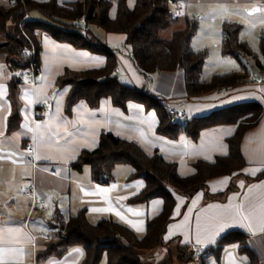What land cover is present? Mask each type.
Instances as JSON below:
<instances>
[{
  "label": "crops",
  "instance_id": "1",
  "mask_svg": "<svg viewBox=\"0 0 264 264\" xmlns=\"http://www.w3.org/2000/svg\"><path fill=\"white\" fill-rule=\"evenodd\" d=\"M76 1L78 0H56L59 5ZM107 1L112 4L110 10V16L112 17L115 13V5L118 0ZM135 1L125 0V4L130 9L133 7ZM7 2L8 0H3L0 4L6 5ZM220 2L227 3L229 8L239 7L240 9L244 7L250 9L253 4L257 6L264 5V0H173L172 4H169V9L172 13V26L170 27L175 26L176 28H174L175 30H171L167 34V37L170 38L173 31L182 28L185 18H194L201 25L203 22L200 18L216 8L217 3ZM175 11L184 13L182 21L179 19L180 16L174 15ZM217 12L216 19L208 21L205 24H217L220 31L222 17L225 14L218 9ZM32 15L30 18H39L37 14ZM244 16L246 14L229 13L224 21L238 24L240 21H243L241 19ZM196 18H199V20ZM90 29L92 30L91 34L94 39L98 42L106 43L109 51L114 52L117 59L115 72L119 81L136 89L145 90L163 102L167 107L185 110L188 119L202 117L217 109L239 103H258L261 106L262 114L258 121L254 126L246 130L241 138L240 153L245 163L244 166L235 174L211 178L206 183L209 195L225 191L231 185L230 177L236 176L237 179L240 178L236 187L233 185L234 188L222 200L206 199L202 190L195 192L189 198H185L170 190L174 198V207L172 220L167 224L163 240L167 245H173L174 248L176 246H185L189 253H192V246H197L202 255L208 249L214 248L225 234L239 232L247 236L249 246L257 254L260 263L264 264V241L262 237L264 230L259 227L249 230L236 224L217 235L212 243H196L197 217H199V225L202 231L205 226H210V218L218 214L220 208L223 206L243 203L246 207L251 204L258 208L261 202L264 201V99L261 98L262 94L259 91L261 88H264V82L256 81L262 73L258 72L259 76L257 77L246 74L245 83L231 90L222 89L218 92L202 95L201 97L189 98L184 92L182 80L178 73L153 74L149 83L144 85V79L127 58V50L122 45L123 38L118 35L105 34L103 31H99V29H93V27H90ZM262 30L258 31V35ZM238 37L240 36L238 35ZM37 40L41 49L39 73L33 82L27 81V83L24 82L19 86L18 112L20 120L17 128L11 131H7V120L11 112L7 89L9 71L5 65L3 55L0 62V84L4 85L6 89V94L0 98V132H3V136H0V145L3 146L5 153L13 151L17 153L16 157H14L17 160L15 164L12 163L11 158L5 157L0 160V227L20 228L34 238V243L19 245L20 247H24L28 253H31L24 256L22 264H81L83 255L81 256L73 251L74 249H81L80 247L69 248L60 257L37 258V252L41 251L46 243L44 237H49L53 232L49 223L53 220L55 212L66 219L83 210L88 223L95 224L101 219H110L126 227L139 239L144 235L146 222L157 216L162 208V201L158 198L144 204L133 205L128 202V199L139 193L144 186L141 179L127 180L131 171L128 165L115 166L111 171V181L106 185L92 182L90 170L87 166L82 167L81 171L69 167V163L73 162L80 152L91 151L97 147L100 134L107 133L115 138L134 142L147 155L157 152L164 161L175 164L178 176L187 177L194 173L192 164L195 161L212 162L216 157L226 155V140L233 135L235 126L217 125L206 128L201 130L195 139L187 137L184 133H180L173 138H166L156 133L158 120L152 110L146 111L141 105L133 102H128L125 109L121 110L113 107L108 99H101L95 108H90L84 102L79 101L73 105L71 113L66 115L63 108L68 87L57 89L55 87V80L65 70L81 71L99 68L104 63V57L90 53L84 49H74L68 44L53 40L46 34L38 33ZM2 42L3 40L0 36V43ZM219 42H216L218 46ZM64 50H69L67 55L64 54ZM48 68H50V71H48ZM41 77H46V80L42 81ZM41 86H43V94L47 97V103H33L28 108L27 115L30 123L43 124L45 121L50 120L56 114V99L60 95L63 97L60 105V116L63 119L68 121L77 120L79 118V110L84 113L83 119L85 121L95 120L101 123L94 125L96 132L94 137L87 136L77 139L74 146L77 148L76 151L69 150L66 153H61L41 148L40 154L42 156L47 155L52 158L33 160L32 156L36 151L32 139L33 133L23 134L26 131L22 125L27 104V100L23 97L25 92L31 95L36 88ZM250 93H255V95H250ZM233 95H241L244 98L232 101L231 97ZM32 98L35 99V97ZM82 104L83 108L81 107ZM203 105H212V107L197 111V108ZM37 108L43 111L44 116L42 119L35 117ZM5 117L6 120L4 119ZM68 129L70 131L73 130L71 125L68 126ZM60 131L62 133L64 128L61 127ZM81 131L88 132V128H82ZM141 132L144 133L143 137L140 135ZM17 133L21 135L13 141ZM93 139L96 141L95 144L91 143ZM8 141L13 142L8 143ZM63 143L64 141L61 140V144ZM26 144H32L34 151L31 157L29 155L25 156L23 158L24 162L21 163L19 154L25 153L24 146ZM65 160L67 162H64ZM28 161H31V164ZM241 184H243V187ZM25 185L34 186L37 196L44 201L43 208L34 206L30 197L25 196L23 193H18V190L24 188ZM112 185H116V188L108 193L84 194V192H94L97 186L100 188H111ZM138 185H142V187H137ZM81 188L84 189V192L80 190ZM48 197H51L50 201ZM118 197H126V199L118 200ZM181 200L183 201L182 203ZM106 201H111V207L115 211H119L125 217V220L122 221L115 215V211H91L92 208L109 207L110 205ZM194 201L195 203H193ZM129 209L132 211H129ZM190 209L191 211H189ZM49 213H51V216H49ZM137 213L140 214L137 215ZM186 216L188 217L187 220H185ZM140 221H143V231H137L136 227L133 226H139ZM177 225L179 227H175ZM159 250L155 252L159 253ZM153 259L154 261H160L157 264L164 261V259L160 260V254L154 256ZM205 263L243 264L244 257L237 254L235 245H230L223 249L219 263L215 262L211 257H208ZM98 264H106L104 254ZM165 264L185 263L178 262L175 256H170L169 262Z\"/></svg>",
  "mask_w": 264,
  "mask_h": 264
},
{
  "label": "trees",
  "instance_id": "2",
  "mask_svg": "<svg viewBox=\"0 0 264 264\" xmlns=\"http://www.w3.org/2000/svg\"><path fill=\"white\" fill-rule=\"evenodd\" d=\"M8 0L0 4V54L4 56L9 71L7 81L8 100L11 112L7 120V131L17 128L19 124L18 89L25 82L21 75L33 65L35 77L40 69V46L37 34L42 33L59 43H65L74 49H84L104 57L99 68L81 71L65 70L55 80V87H68L64 100V113L69 115L74 104L84 102L95 108L101 99H108L113 107L125 109L128 102L141 105L146 111L152 110L158 120L156 133L166 138H173L180 133L195 139L201 130L217 125H234L235 131L226 140L227 153L216 157L212 162L197 160L192 164L194 173L180 177L174 163L166 162L157 153L147 155L134 142L102 133L94 150L82 151L69 163V167L81 171L87 166L92 182L106 185L111 181V171L117 165H128L131 169L127 180L141 179L143 188L128 199L130 204H144L158 198L162 201L161 211L148 220L144 235L137 239L126 227L110 220L101 219L95 224L86 220L83 210L66 219L57 212L49 223L59 221L60 227L49 235L44 247L37 252V258L49 256L60 257L72 247L83 251L81 264H98L102 255L106 264H146L140 255L155 251L167 245L163 240L167 224L172 220L174 198L170 190L185 198L202 190L206 199L222 200L232 190L233 185L215 195H209L206 183L218 176H229L239 172L244 166L240 153V142L246 130L256 124L262 114L258 103H239L217 109L209 114L170 124L167 107L163 102L143 89H136L118 80L116 75L117 59L109 51L106 43L93 38L90 27H96L108 35L123 38L122 45L127 47V58L138 71L147 77L158 73H178L181 77L187 97L231 90L245 83L246 74L230 72L212 75L209 80L201 77L206 58L205 51H193L190 42L195 35L198 23L194 18H185L181 29L173 31L168 40L160 39V33L172 24V13L169 0H136L128 8L125 0H118L115 13L111 17L112 4L107 0H78L59 5L56 0ZM32 14L39 15L41 20L26 19ZM32 17V16H31ZM241 26L223 21L220 26L219 52L222 57L239 59L252 53L247 44L238 37ZM33 58L24 56V51H31ZM257 70L264 73V30L258 35ZM103 79V81H100ZM150 80V79H149ZM40 111V109H36ZM53 231V230H52ZM264 241V232L262 234ZM235 245L238 255L244 257L243 264H261L255 251L249 246L248 238L239 232L225 234L215 245L200 256V264L211 257L219 263L223 249ZM175 258L181 263H190L192 253L187 247L176 246ZM170 256L160 264L169 262Z\"/></svg>",
  "mask_w": 264,
  "mask_h": 264
},
{
  "label": "snow or ice",
  "instance_id": "3",
  "mask_svg": "<svg viewBox=\"0 0 264 264\" xmlns=\"http://www.w3.org/2000/svg\"><path fill=\"white\" fill-rule=\"evenodd\" d=\"M0 2H3V0H0ZM217 9L224 13L225 16L222 17V22L226 18L227 14L233 13V14H246L247 17H252L253 13H264V5L257 6L255 4L252 5L251 11L248 10L247 7H244L243 9H240L239 7L235 8H229V5L227 3H217L216 8L212 9L209 13L205 14V16L201 17V21L203 23H207L208 21H214L217 17ZM174 15L181 16L184 15L183 12L175 11ZM251 23V26L254 28L256 26V20L253 19L249 21ZM259 23L264 24V16H261L259 18ZM207 27L212 35H216L214 31H212V25L207 24ZM47 43V41H46ZM69 50H64V54L67 55V52ZM47 59V58H46ZM72 66V65H70ZM48 71H50V68H48ZM42 81L46 80V77H41ZM27 83V80L25 81ZM261 98L264 99V88H261L260 90ZM6 94V89L4 85L0 84V98H2ZM250 95H255V93H250ZM32 97H35L33 99ZM24 99L27 100V104L25 107V117H24V123L22 125L23 129L26 131L23 133L24 135H27L28 133H33L32 139L35 144V154L32 156L33 160H41V159H51V156L47 155H41L40 150L41 148H46L50 151H58L61 153H66L67 151H76L77 148L74 147L76 145L77 139L80 137H87V136H95V128L94 125H99L100 121H85L83 119L84 113L78 110V116L79 118L77 120L68 121L63 119L60 116V105L62 102V95L59 96V98L56 99V114L50 118V120L45 121L43 124L41 123H35L29 121L27 111L28 108L33 103H47V97L43 94V86L36 88L31 95L28 92H25ZM244 97L241 95H233L231 97L232 101L243 99ZM83 108V104L81 105ZM209 107H212V105H203L199 108H197V111H200L202 109H207ZM6 120V117L4 118ZM34 124V126H33ZM71 125V128L73 130H69L68 126ZM61 127L64 128V131L61 133L60 129ZM88 128V132H82V128ZM119 135V133H117ZM21 134L17 133L16 137L13 138V141L18 138ZM141 137L144 136V133H140ZM0 136H3V132H0ZM61 140L64 141L63 144H61ZM13 141H8V143H12ZM92 144H95L96 141L93 139L91 141ZM17 153L15 151L13 152H7L5 153L3 151V146L0 145V160L4 159L5 157L11 158L12 163H17V160L14 158L16 157ZM29 155L28 153H20L19 159L20 162L23 163V158L25 156ZM72 158V157H68ZM64 162H67L66 160ZM29 164H31V161H28ZM59 175V173H57ZM243 187V184H241ZM28 185H25L24 188H27ZM137 187H142V185H138ZM24 188H21L18 190V193H23ZM116 185H112L111 188H100L96 187L94 189V192H84V189L81 188L80 190L84 192L85 195L89 194H95V193H108L112 189H115ZM215 190V189H214ZM251 191V189H249ZM36 199V193L33 192V200ZM118 200L126 199V197H118ZM48 200H51V197H48ZM109 203V207L107 208H92V212H113L115 209L111 207V201H106ZM183 201L181 200V203ZM195 203V201L193 202ZM155 207V206H154ZM212 207V206H209ZM219 207V206H217ZM129 211H132L129 209ZM191 211V209L189 210ZM140 213H137L139 215ZM9 215H11L9 213ZM115 215H117L122 221L125 220V217L119 212L115 211ZM49 216H51V213H49ZM188 217H185V220H187ZM198 224H197V238L196 243L197 244H203V243H212L214 242V238L219 235L221 232H223L228 227H231L233 225L238 224L241 227H245L249 230H252L254 227H259L262 230H264V201L261 202L259 207L255 205H248L247 207L245 204H229L226 206H223L220 208V211L218 214L210 218V226H205L203 230L201 231L200 225H199V217H197ZM127 222V221H126ZM143 221L139 222V226L133 225L136 227L137 231H143ZM179 227V225L175 226ZM167 239V237H166ZM187 239V237H185ZM24 243H34V238L29 235L28 233L24 232L20 228H6V227H0V264H22L23 258L25 255H30L31 253H28L24 247H20L19 245ZM74 252L78 253L79 255H83V252L81 249H74Z\"/></svg>",
  "mask_w": 264,
  "mask_h": 264
},
{
  "label": "rangeland",
  "instance_id": "4",
  "mask_svg": "<svg viewBox=\"0 0 264 264\" xmlns=\"http://www.w3.org/2000/svg\"><path fill=\"white\" fill-rule=\"evenodd\" d=\"M32 16L35 17L34 15ZM261 16H264V13H253L252 17H247L246 15L241 19L243 21H240V23H238L242 27L241 32L239 34L240 36L239 39H241L247 44V46L249 47L252 53L248 57H240L239 59H234L229 57L225 58L221 56L219 52V46L216 43L219 42L220 39V31L218 30L217 24H211L212 31H214L216 35L211 34V32L207 27V24L205 23H202L201 25L197 24L198 28L195 35L191 39L190 48H192L194 51L206 52V58L201 73V77L203 80H209L212 75L226 74L230 72H236L241 74L245 73L248 76H252V75L256 77L259 76V73L257 71L256 60H260V56L258 54V31L260 29L264 30V24L259 23V18ZM179 19L181 21L183 20L182 15L179 17ZM196 19L199 20V18ZM253 19L256 20V26L254 28L251 26V23H249V21ZM38 20L44 22V20H40V18H38ZM174 28L176 27L175 26L169 27L168 29L162 31L159 36L160 39L166 40L167 38H169L167 37V34L171 32V30H175ZM93 29H99V28L93 27ZM99 31L102 30L99 29ZM214 43L216 44L215 46ZM30 49L31 51H33L32 45ZM125 49L127 50L128 48L125 47ZM1 60H2V55L0 54V62ZM149 79H151V76L147 77V79L144 80L145 82L144 85H147L149 83ZM230 178H231L230 181L231 185H235L236 187V184L238 180H240V178L237 179L236 176ZM53 225L54 227H57L52 229L53 232H56L60 227L61 223L59 221H56L55 219L53 221ZM155 251L144 252V254L140 255L141 260L146 264H157L160 261L159 260L154 261L153 259L154 256L156 255L159 254L161 255L160 260L166 259L169 256H175L174 253L175 248L173 245H166L160 248L159 253H156Z\"/></svg>",
  "mask_w": 264,
  "mask_h": 264
},
{
  "label": "built area",
  "instance_id": "5",
  "mask_svg": "<svg viewBox=\"0 0 264 264\" xmlns=\"http://www.w3.org/2000/svg\"><path fill=\"white\" fill-rule=\"evenodd\" d=\"M173 0H169L168 3L169 4H172ZM11 4H14V0L11 1ZM25 18L26 19H30V17L26 14L25 15ZM24 56L27 57V56H31L33 58V51H28V50H25L24 52ZM34 75H35V70L33 69V65H30L29 69L26 70L22 75H21V78L24 79L25 81H29V82H33L34 81ZM257 82H264V73H262L256 80ZM253 82H255L253 80ZM166 111H167V114L169 115L170 117V124L171 125H176L179 121H182V120H185L186 119V111L185 110H179V109H175V108H166ZM43 111H37L35 117L37 119H42L43 118ZM24 151L25 153H28L29 154V157L32 156L33 154V145L32 144H26L24 146ZM33 192H35V188L33 185H30L28 186L23 194L27 197H30L31 200H32V203L34 206H38L40 208H42L44 206V201L43 199H40L37 194H36V199L35 201L33 200ZM36 193V192H35ZM45 240L48 239V237H44ZM191 251H192V259H191V263L192 264H200V256H201V251L199 249V247L197 246H192L191 247Z\"/></svg>",
  "mask_w": 264,
  "mask_h": 264
},
{
  "label": "water",
  "instance_id": "6",
  "mask_svg": "<svg viewBox=\"0 0 264 264\" xmlns=\"http://www.w3.org/2000/svg\"><path fill=\"white\" fill-rule=\"evenodd\" d=\"M249 11H251V9H248ZM100 81H103V79H100Z\"/></svg>",
  "mask_w": 264,
  "mask_h": 264
}]
</instances>
